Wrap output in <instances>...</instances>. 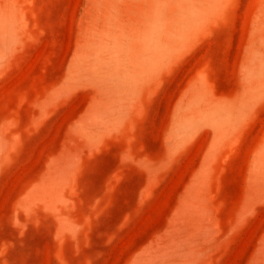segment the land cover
<instances>
[{
    "label": "rangeland",
    "instance_id": "rangeland-1",
    "mask_svg": "<svg viewBox=\"0 0 264 264\" xmlns=\"http://www.w3.org/2000/svg\"><path fill=\"white\" fill-rule=\"evenodd\" d=\"M0 264H264V0H0Z\"/></svg>",
    "mask_w": 264,
    "mask_h": 264
}]
</instances>
